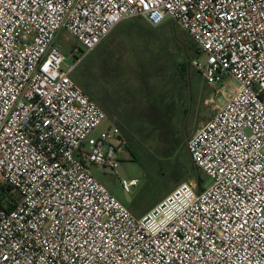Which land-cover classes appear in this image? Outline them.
<instances>
[{
  "label": "built area",
  "instance_id": "obj_1",
  "mask_svg": "<svg viewBox=\"0 0 264 264\" xmlns=\"http://www.w3.org/2000/svg\"><path fill=\"white\" fill-rule=\"evenodd\" d=\"M132 17L176 23L206 83H238L187 142L211 184L141 216L91 173L119 167L120 130L93 135L107 114L72 78ZM0 185V264H264V0H0Z\"/></svg>",
  "mask_w": 264,
  "mask_h": 264
},
{
  "label": "trees",
  "instance_id": "obj_2",
  "mask_svg": "<svg viewBox=\"0 0 264 264\" xmlns=\"http://www.w3.org/2000/svg\"><path fill=\"white\" fill-rule=\"evenodd\" d=\"M135 18L126 20L119 29L121 44L124 43L125 47L131 46L134 42L132 34L137 27L147 30L158 27L151 26L141 17ZM168 23L172 30V22L168 21ZM172 32L176 36L173 30ZM183 32V38L176 37L175 39L178 48L174 55L175 59H172L173 55L171 56V52L168 51V39H165L167 35L164 33L165 36L161 37L158 34L157 40L161 39L160 41L165 40L166 42L163 52L168 64L164 67L155 59L148 63L146 58L142 59L141 64L138 62L135 65L134 72L127 71L126 67H121L119 57L115 56V74L108 77L95 70L97 64L94 63H87L83 69L78 67L76 69L78 75L76 79L79 82L77 84L104 109L107 117L118 126L120 146L124 145L131 159L141 164L150 174L154 175L157 181L168 185L169 191L188 180H194L198 188L202 190L206 181V177L202 175V171L195 165L188 152L189 136L181 134L182 131L177 127L176 121L189 113L195 94L190 93L188 97L183 95L177 100L171 98L167 111L169 117L160 111L163 109L160 97L164 89L169 91V88L175 86L177 80L184 81L185 85L189 86L190 72L196 70L200 73L192 66L191 61L197 58L201 51L192 38L185 31ZM150 53L154 54L155 50L152 48ZM172 65L175 66L176 72L169 73ZM94 79L101 81V84H112V95L106 92L102 95L100 90H96L92 85L93 82L95 83ZM186 97L189 99L187 104H185ZM0 188L3 193L8 192L11 195L10 186L0 185ZM144 211L146 210L134 213L140 215Z\"/></svg>",
  "mask_w": 264,
  "mask_h": 264
},
{
  "label": "rangeland",
  "instance_id": "obj_3",
  "mask_svg": "<svg viewBox=\"0 0 264 264\" xmlns=\"http://www.w3.org/2000/svg\"><path fill=\"white\" fill-rule=\"evenodd\" d=\"M172 24V30L174 31L176 36H174L172 30L169 28L168 21L161 24V26L159 25L157 28H153L152 30L137 27L134 33L132 34L134 36H132L134 40L133 43L131 42L132 47L129 45L128 47H125L123 45L124 43L121 44L119 38H115L114 28V32H111L94 50L89 52L87 56L83 59V61L78 65V68L83 69L85 64L94 63L97 64V67H99H96L95 70H98L100 74H103L108 77L110 75L115 74V56L119 57L121 67H126L127 71L131 70L132 72H134L133 69L135 65L138 64V62L141 64L142 59L146 58L148 63L153 62V60L155 59L157 60V63H162L164 67V65L168 64V60L165 57V53L163 52L164 47L166 46V42L165 40L160 41L161 39L157 40L158 34H160L161 37L167 35L165 39H168V51L171 52V56L173 55V58L171 57L172 59H175L174 55L175 53H177L176 50H178L176 44L177 41L175 40L176 37H184V30L176 23ZM56 42L63 46L64 51L66 53L67 61L68 63H71L73 61V57L70 51L72 46L76 44L74 38L70 34H68L64 29H61L57 35ZM118 42L119 45L115 47V43ZM152 48L155 50L154 54L150 53ZM197 58L201 63H204V54L201 53ZM194 68L197 69L196 67ZM76 69L72 75V78L75 80L76 83L79 84L76 79L78 77ZM170 72H176V68L174 65L171 66L169 73ZM200 73L196 72V70H192L190 72L189 86H186L184 81L177 80V82H175V86L169 88V91L164 89L163 95L160 97V104L163 107V109H161L160 111L168 116V103L171 98L172 100H177L180 99V96L187 95L188 97L190 93L195 94L193 103L192 105H190L189 108V113L176 120L177 127L179 128V130L182 131V133L181 131L180 133L182 135H188L189 138L205 122L212 118V116L215 114L219 107L225 104L226 100L233 94L236 86L238 85V83L234 79L226 80L223 85H211L205 82L202 74ZM94 81L96 84L93 82L94 84L92 83V85L95 87L96 90H100L102 92V95H104L105 92L108 95H112V84H101V81L97 79H94ZM187 97V101L185 102V104H187L189 100L187 99ZM175 103H177V101H175ZM111 123L114 122L112 121V119L107 117L102 122V124L94 131L93 135H97L102 130H108ZM118 157L120 159V163L116 171L106 169L96 164L89 165V169L91 173L101 183H103L112 194H114L122 203L129 207L133 212L148 210L150 206L158 203L161 199H163L166 195H168L172 190L177 187L176 186L174 189L169 191L170 189H168V185H164L157 181L154 175L150 174V172L147 171L141 164L131 159V155L126 150L124 145L122 146V148L119 149ZM124 178L127 180L136 178L138 180V184L133 187L130 192H127L123 189L120 181ZM210 184L211 180L206 178L204 186Z\"/></svg>",
  "mask_w": 264,
  "mask_h": 264
},
{
  "label": "crops",
  "instance_id": "obj_4",
  "mask_svg": "<svg viewBox=\"0 0 264 264\" xmlns=\"http://www.w3.org/2000/svg\"><path fill=\"white\" fill-rule=\"evenodd\" d=\"M132 18H135V17H132ZM128 19H131V18L124 19V20H122L121 22H119V23L115 26V38H116V39L119 38L120 41H122V40H121L122 38H120V36H119V29H120L121 26L124 25L125 21L128 20ZM112 31H113V30H112ZM119 39H118V40H119ZM118 45H119V42H118V43H115V47L118 46ZM148 210H149V209H148ZM146 211H147V210H146ZM146 211H144L142 214H140V215H138V216H141V215L145 214ZM134 214H135V213H134ZM136 215H137V214H136Z\"/></svg>",
  "mask_w": 264,
  "mask_h": 264
}]
</instances>
